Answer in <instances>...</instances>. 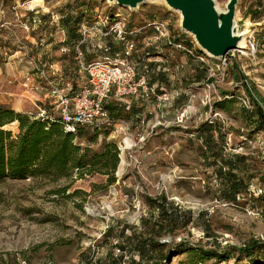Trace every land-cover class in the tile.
<instances>
[{
	"label": "rangeland",
	"instance_id": "1",
	"mask_svg": "<svg viewBox=\"0 0 264 264\" xmlns=\"http://www.w3.org/2000/svg\"><path fill=\"white\" fill-rule=\"evenodd\" d=\"M214 2L223 10L227 0ZM98 12L123 13L131 27L156 17L168 22L170 30L179 31L180 15L163 3H147L130 11L99 0H0V66L14 60L33 73L34 65H57L62 78L72 83L73 91L78 90L82 82L78 61L71 46L69 53L60 52L52 17H60L61 23L67 14L80 13L81 22ZM235 14L240 30L245 21L252 25L245 46L253 42L254 53H234L223 75L216 73L214 79H207L203 65L181 53L163 50L161 61L149 65L154 76L159 74L153 77L150 72L153 82H149L157 95L166 93L172 98L170 105L158 110L155 100L136 102L139 120H113L108 128L88 131L93 140L80 141L91 152L101 151L110 142L117 146L115 183L107 186L105 176L78 178L73 172L69 179L56 182L26 179L0 184V264L139 261L136 254L119 247L127 244L126 237L132 232L139 231L140 219L151 215L144 198L160 195L179 211L192 214L186 228L163 236L161 243L185 242L219 252L256 241L264 245V133L254 130L244 118L242 99L253 103L232 79L236 68L247 78L254 99L264 109V0H238ZM33 17L39 20L35 28L30 24ZM143 38L141 35L140 44ZM97 54L87 53L84 61ZM206 99L209 103L204 105ZM204 124L217 126L223 134L221 144L213 131L223 159L230 154L246 159L243 177L249 186L235 203L220 198V181L213 164L219 160L213 156L216 145L210 150L198 136ZM202 152L208 154L207 159ZM259 255L263 260L254 264H264V253ZM186 259L185 254H179L165 264H186ZM205 264L247 261L217 263L210 259Z\"/></svg>",
	"mask_w": 264,
	"mask_h": 264
},
{
	"label": "trees",
	"instance_id": "2",
	"mask_svg": "<svg viewBox=\"0 0 264 264\" xmlns=\"http://www.w3.org/2000/svg\"><path fill=\"white\" fill-rule=\"evenodd\" d=\"M80 16V13L76 16L67 14L60 23L66 33V45L71 46V52L72 46L79 38ZM150 68L149 73L151 72L153 77H158L159 74L154 76L153 69ZM233 70L235 72L232 73V79L240 83L253 103L252 110L242 108L243 116L254 130L264 133V109L254 99L247 78L240 75L236 68ZM126 100L128 102L121 100L107 104L106 110L112 120H139L140 112L135 106L136 103ZM88 131L90 130L80 129L74 135L68 134L63 131L62 123L56 117L35 119L34 116L16 113L0 106V184L7 180L26 179L56 182L60 179H69L74 172L78 178L96 174L105 176L107 186L112 185L116 181L114 174L119 165L117 146L110 142L103 145L101 151L91 152L89 148L80 145L83 139L87 142L93 140L88 136ZM213 131H216L219 143L223 144V134L215 125H201L198 136L206 148L211 150L216 145L213 156L219 158L220 162L214 160L213 164L215 175L220 181L219 195L222 200L235 203L237 196L245 193L249 186L243 177L247 171L246 159L233 154L223 159L222 149L217 147ZM202 154L204 159H207L208 154L206 152ZM261 196L264 197V193ZM144 202L148 205L151 215L142 217L139 231L132 232L131 236L126 237L127 244L119 247L120 251L125 252L128 249L138 256L139 261L131 259V264H165L171 257L179 254L186 255L188 260L186 264H205L210 259H215L217 263L245 260L247 264L263 260L259 254L264 253V245L257 241L250 242L242 248L228 247L222 252L206 251L185 242L174 245L172 243L171 246L161 243L159 240L163 236L173 235L175 230L186 228L191 223L192 214L179 211L163 195L155 198L146 197ZM110 232L111 230L106 231L105 235L108 236Z\"/></svg>",
	"mask_w": 264,
	"mask_h": 264
},
{
	"label": "built area",
	"instance_id": "3",
	"mask_svg": "<svg viewBox=\"0 0 264 264\" xmlns=\"http://www.w3.org/2000/svg\"><path fill=\"white\" fill-rule=\"evenodd\" d=\"M59 21L60 17H52L61 44L60 52L65 55L70 49ZM30 24L35 28L39 24L38 18L33 17ZM129 24V17L120 12H98L92 19L79 23V38L72 47L78 61L77 74L82 78L76 91H73L70 81L62 78L57 65H34L32 70L36 82L32 91L44 96L50 107L48 110L37 106L34 118L56 117L61 121L63 131L73 135L80 129H105L113 124L106 110L111 100L129 99L135 103L155 100L157 107L170 105L172 98L166 93L157 95L156 87L150 84L148 77L149 65L161 61L163 50L181 53L203 65L207 79H214L216 73L223 75L234 53H254L255 50L254 43L248 41L249 46L242 49L245 51L239 49L222 59L213 60L199 51L194 39L180 29V22L177 33L170 30L168 22L156 17L145 20L141 26L130 28ZM141 35L144 38L140 44ZM89 52L98 54L85 62L84 57ZM208 103L209 99H206L204 105ZM242 103L245 109L252 110L247 98L242 99ZM177 122H182V119H177Z\"/></svg>",
	"mask_w": 264,
	"mask_h": 264
},
{
	"label": "water",
	"instance_id": "4",
	"mask_svg": "<svg viewBox=\"0 0 264 264\" xmlns=\"http://www.w3.org/2000/svg\"><path fill=\"white\" fill-rule=\"evenodd\" d=\"M110 5L136 10L147 3H163L180 15V29L196 42L201 53L211 59H222L239 50L240 23L235 21L238 0H227L219 10L214 0H99Z\"/></svg>",
	"mask_w": 264,
	"mask_h": 264
},
{
	"label": "crops",
	"instance_id": "5",
	"mask_svg": "<svg viewBox=\"0 0 264 264\" xmlns=\"http://www.w3.org/2000/svg\"><path fill=\"white\" fill-rule=\"evenodd\" d=\"M35 82V75L19 62L12 60L0 66V106L29 116L35 115L37 106L50 110L45 97L32 91Z\"/></svg>",
	"mask_w": 264,
	"mask_h": 264
},
{
	"label": "bare ground",
	"instance_id": "6",
	"mask_svg": "<svg viewBox=\"0 0 264 264\" xmlns=\"http://www.w3.org/2000/svg\"><path fill=\"white\" fill-rule=\"evenodd\" d=\"M35 1H38V0H35ZM216 7H217V5H216ZM218 8V7H217ZM219 9V8H218ZM220 10V9H219ZM235 21H236V14H235ZM252 25H251V23L250 22H248V21H245L244 23H243V26H242V28H243V30H240V36H241V39H240V42H239V49H245V40H246V37H247V35H249V33H250V31H249V28L251 27Z\"/></svg>",
	"mask_w": 264,
	"mask_h": 264
}]
</instances>
